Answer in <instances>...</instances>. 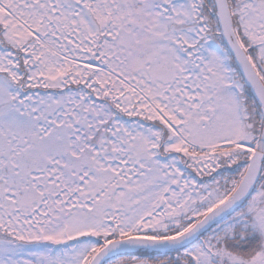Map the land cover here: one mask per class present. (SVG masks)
I'll return each mask as SVG.
<instances>
[{
    "label": "snow or ice",
    "instance_id": "obj_1",
    "mask_svg": "<svg viewBox=\"0 0 264 264\" xmlns=\"http://www.w3.org/2000/svg\"><path fill=\"white\" fill-rule=\"evenodd\" d=\"M0 264H264V0H0Z\"/></svg>",
    "mask_w": 264,
    "mask_h": 264
}]
</instances>
